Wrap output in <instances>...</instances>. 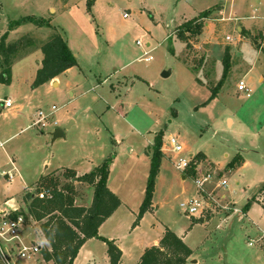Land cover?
I'll list each match as a JSON object with an SVG mask.
<instances>
[{"label":"rangeland","instance_id":"1","mask_svg":"<svg viewBox=\"0 0 264 264\" xmlns=\"http://www.w3.org/2000/svg\"><path fill=\"white\" fill-rule=\"evenodd\" d=\"M48 1L56 8L53 15L32 0H0V42L6 33V45L24 38L33 42L12 56L10 79H0V100H13L12 108L0 109V139L5 142L0 158L2 169L14 173L12 179L0 175V202L13 196L24 200L26 192L37 190L42 176L62 166L89 172L115 151L111 188L122 190L133 208L151 166L144 138L153 141L148 146L152 154L155 137L161 135L162 148L165 142L170 153L168 141L175 136L185 155L197 158L203 173L213 174L210 188L226 176L228 184L215 189L220 199L225 195L242 209L251 197L257 202L242 219L232 211L226 223L219 213L198 225L199 215L192 217L180 205L200 196L193 177L182 179L184 174L166 157L145 226L158 217L171 227L199 226L186 236L195 251L194 264H264V192H259L264 184V46L255 43L264 32V18L251 17L264 15V0H96L91 9L88 0ZM205 10L212 12L204 19L202 34L181 40L180 25ZM28 15L49 19L52 26L29 22L10 28L12 21ZM239 26L251 33L243 35ZM56 33L76 52L81 71L63 75L58 86L34 87L42 46ZM150 48L153 58L147 61L143 53ZM226 48L231 67L222 89L213 94L211 87L223 79ZM5 67L0 52V76ZM241 81L247 90L240 89ZM41 110L45 124L32 125ZM69 117L76 122L66 127ZM57 127L65 136L54 138ZM238 153L245 157L244 165L227 170ZM200 154L209 161L199 159ZM76 184L77 203L90 206L93 187ZM125 210L119 230L133 228L126 227L131 210ZM29 223V234L48 246L41 222ZM104 245L96 247L99 264H109ZM133 255L123 264L133 263Z\"/></svg>","mask_w":264,"mask_h":264},{"label":"trees","instance_id":"2","mask_svg":"<svg viewBox=\"0 0 264 264\" xmlns=\"http://www.w3.org/2000/svg\"><path fill=\"white\" fill-rule=\"evenodd\" d=\"M96 0H88V9H91ZM212 10H205L198 16L185 21L178 29V36L181 40L188 41L191 37L202 34L205 22ZM35 23L37 26L51 27L49 19L37 18L34 15L24 16L10 23L14 28L25 23ZM260 37L261 34H259ZM7 33L0 42V52L4 55L5 70L0 79L9 80L11 72L12 56L21 48L31 45L29 38H24L18 43L6 45ZM263 40L257 47H261ZM264 51V48H263ZM42 66L38 69L34 80V87H39L68 69L78 66V56L68 45L65 37L56 33L42 46ZM225 64L223 79L211 87L212 93L217 94L223 87L225 78L231 67V55L226 48L223 58ZM9 77V79H7ZM151 154V166L148 176L146 193L140 206V210L133 223V227L139 225L143 216L151 210L156 186V179L160 173L161 163L164 158L162 152V137H155ZM115 153L110 154L99 165L91 171L79 175L72 167H63L61 170L52 171L40 178L38 188L35 192L28 191L24 194L26 205V216H32L36 221L41 222V231L47 240L48 248L43 254L53 264H74L81 247L91 238H97L106 243L110 264H120L123 252L115 240L99 234L100 226L120 207V197L108 186L110 168ZM203 154L199 155V159ZM244 163V157L238 153L227 164L226 169L231 171ZM86 183L94 188V198L90 206L77 205L78 188L76 183ZM40 191L47 192L45 198H40ZM264 192V184L259 188ZM257 202L256 197H251L242 209L246 213L252 204ZM264 207V203H263ZM191 247L173 230L166 228V231L158 245L147 247L137 264H186L192 256Z\"/></svg>","mask_w":264,"mask_h":264},{"label":"built area","instance_id":"3","mask_svg":"<svg viewBox=\"0 0 264 264\" xmlns=\"http://www.w3.org/2000/svg\"><path fill=\"white\" fill-rule=\"evenodd\" d=\"M137 44L139 46L143 45L141 40H137ZM152 50L153 48H150L143 53V57L147 61H151L153 58L151 55ZM240 89H248L244 81L240 82ZM12 107L13 100L11 97L0 100V109H9ZM57 109L56 105L52 106L53 111ZM45 120V112L41 110L32 125H44ZM55 124H57V121H55ZM168 144L171 153L169 158L173 161L175 167L184 174V178L187 176L193 177L200 192V196L191 197L181 202L180 205L187 214L191 216L204 215L210 209L215 211L220 206L226 211H238L232 199H227L225 195L222 196L223 199H220L215 192V189H220L228 184L226 176H221L223 178L218 180L216 186L210 188L208 185L214 180L213 174L203 173L197 165L198 159L194 157L191 160L193 157L192 154L190 155L191 158L185 155V147L175 136L169 138ZM4 145L5 142L0 139V149ZM163 146L162 150L167 152L165 142ZM173 156L176 157L174 158ZM0 175L2 177L8 176L10 179L14 177L13 170L2 171ZM38 195L40 198H45L47 192L40 191ZM222 201H224V204H222ZM239 211L241 212V210ZM25 212V202L14 196L0 203V264H49L50 262L43 254V250L47 247L43 243L38 242L33 234H29V220L34 219L32 216L27 218ZM45 241L47 242L46 239ZM250 244L252 245L253 243L251 242Z\"/></svg>","mask_w":264,"mask_h":264},{"label":"crops","instance_id":"4","mask_svg":"<svg viewBox=\"0 0 264 264\" xmlns=\"http://www.w3.org/2000/svg\"><path fill=\"white\" fill-rule=\"evenodd\" d=\"M32 3L36 7H38V8H40V7H47L45 10H47L48 13H51L52 15L55 14V12H56V8L53 7V5L50 4V2L48 0H32ZM45 14L46 13H44L43 15H45ZM38 15H40V14H38ZM251 17H253V18H264V15H259V14L257 15V14H255V15H253ZM50 18L52 19L53 16H50ZM238 29H239V31L242 32L243 35L246 34V31H248L249 33H251V31L246 30L242 26H239ZM260 32H261L260 34H261L262 37H260L259 39H257L255 41V43L256 44H259L261 42V40H263V43H262V47H263L264 46V32H262V31H260ZM243 38H244V36H242V39ZM68 44H69V42H68ZM42 59H43V57H42ZM78 63H79V60H78ZM41 66H42V62H40V65L38 66L37 71H38L39 67H41ZM76 68H79L80 69V64H78V66H75V67H72V68L68 69L67 71H65L64 73H62L58 77H56L54 80H52L50 82H47V83L41 85L40 87L46 86L48 84L49 85L51 84V85H54V86H58V85L62 84V79H63L62 77H63V75H68L71 71H73ZM37 71H36V73H37ZM79 71H81V69ZM263 77L264 76H261L260 81H264V78ZM109 108H111L113 110H116L117 113H120V111H118L119 110L118 107L115 108V107L111 106ZM75 122H76L75 119L69 117L67 119V121H66V127H68V125L69 126L73 125ZM57 128H62V127H57ZM64 132H65V130H64ZM113 142H115L116 144L118 143V141H116V138L113 139ZM152 143H153L152 140L147 139L146 137L144 138L143 152L145 153V155L147 156V158H151V154L148 151V146L152 145ZM112 153H115V157L113 159V162H112L111 168H110V175H109V179H108V186H109V188L113 192H115L120 197V199L122 201V204L100 226V228H99V234L102 235V236H104V237H107L109 239L115 240L116 241V244L121 248V250L123 252V256H122V259H121L120 264H123L124 263V260L126 259V257L130 256V254L131 253H134V252H135V255H133V258L134 259L132 261L133 263H131V264H137L139 262L141 256H142L144 250L147 247H150V246L158 245L159 244L161 238L163 237V235H164V233L166 231V228H169V229L171 228V230H173L178 236H180L189 245L188 241L186 240V236H187V234L189 232H191L192 230H194L197 227H199V226H196L195 223L194 224L192 223V224H189V225H186V226L184 225L182 227H179V226L178 227H171L170 226L171 223H168L169 225H167L166 223H164L158 217V218H155L156 219L155 220V223L154 222L151 223L150 227L147 228L145 226V222L147 221V218L149 216H152L151 211H148L143 216V218L141 219L139 225L133 227L132 229L130 228V226L132 227V225H133V223H134V221H135V219L137 217V214H138V212L140 210V206H141V204H142V202L144 200L145 193H146V187H143L140 190L141 191L140 192L141 197H140L137 205L135 207L131 208L129 206V204L127 203V199L124 197V193H122V190L120 191L118 189H114V188L112 189L111 188V179H112L113 172H114V167H115L114 164H115V158H116V152L113 151ZM169 155H170V153L168 151L165 152L164 153V158H166V157L169 158ZM202 160L207 161V162L209 161L205 154H203ZM244 163H245V157H244ZM244 163L242 165H244ZM96 166L93 165V168L96 167ZM2 167H3V165L1 163V158H0V170H1L0 172L6 171V170L2 169ZM63 167H67V166H62V168ZM60 168H57V170H61L62 169V168L61 169ZM74 169L77 170V172H78L79 175L88 172V171H81L79 168H74ZM182 179H186V178H184V175H182ZM11 189H12V187H11ZM92 189H94V188H92ZM156 192H157V190L154 192L153 199L155 198ZM8 198H10V197H8ZM77 202H78V199L76 200V204L77 205H81V204H78ZM83 206H87V205H83ZM235 207L238 209V211L236 212V214L239 215V218L240 219H242L243 217H245V215H247L246 213H244L242 211V208H239L237 206H235ZM262 208L264 210V207L263 206H262ZM125 209H127V210L130 209L131 210L130 215H129L128 222L126 224V227H129L130 229H127L126 228L124 230H119L117 226L120 224L121 217H122V216L119 217V215L122 212H126ZM239 210H241V212ZM232 211L233 210L226 211V210H224L222 208H218V209H216L214 211V213H212V216H210L209 218L207 216H205V215H199L197 217V224L198 225H202V224H205V223H207L209 221L211 222L216 217V215H218L219 213H221L222 221L226 223L227 222V219H229L230 215L233 214ZM192 217H194V216H192ZM201 219L203 221H201ZM128 231H130V233H128ZM262 238L264 239V232L262 233ZM99 241L101 243H103V245L104 244L106 245V243H104L103 241H101L100 239H97V238H91V239L87 240L86 243H84V245L81 247V249H80V251L78 253V256L76 257V259L74 261V264H99V255H98V252L96 250V247H97L98 243H100ZM47 245H48V243H47ZM46 247L48 248V246H46ZM105 247H106L107 257H109L108 256V252H107V245ZM194 257H195V251L193 250V254L188 259V261L186 262V264H194V263H197V261L194 259ZM107 259H108L109 264H110V259L109 258H107ZM49 264H53L52 261H50Z\"/></svg>","mask_w":264,"mask_h":264},{"label":"water","instance_id":"5","mask_svg":"<svg viewBox=\"0 0 264 264\" xmlns=\"http://www.w3.org/2000/svg\"><path fill=\"white\" fill-rule=\"evenodd\" d=\"M168 74L167 73H164V76H167ZM68 127H69V125H68ZM52 135L54 136V138H58V137H62V136H65V133H64V130L63 129H61V128H57V129H55L54 130V132L52 133ZM201 221H203L202 219H201Z\"/></svg>","mask_w":264,"mask_h":264}]
</instances>
